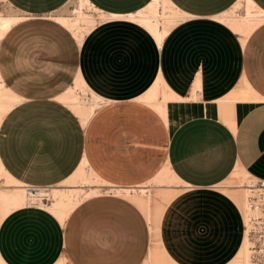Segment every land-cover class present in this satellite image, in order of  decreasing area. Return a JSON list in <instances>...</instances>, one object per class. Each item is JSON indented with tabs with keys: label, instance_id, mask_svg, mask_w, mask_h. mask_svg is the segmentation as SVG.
<instances>
[{
	"label": "crops",
	"instance_id": "0c3cea01",
	"mask_svg": "<svg viewBox=\"0 0 264 264\" xmlns=\"http://www.w3.org/2000/svg\"><path fill=\"white\" fill-rule=\"evenodd\" d=\"M5 1L26 17L0 42V80L20 98L0 122L5 172L22 185L60 187L85 160L108 188L153 184L165 167L181 183L159 222V254L140 207L101 194L82 199L64 221L41 207L7 215L3 262L231 264L245 219L231 190L219 187L238 168L264 180V15L242 38L219 21L239 0H169L187 17L159 45L127 18L153 0H89L108 18L79 43L47 19L71 0ZM252 1L264 13V0ZM47 64L74 66L47 73ZM79 75L103 101L85 123L58 100ZM158 78L172 96L162 119L142 99Z\"/></svg>",
	"mask_w": 264,
	"mask_h": 264
},
{
	"label": "bare ground",
	"instance_id": "6f19581e",
	"mask_svg": "<svg viewBox=\"0 0 264 264\" xmlns=\"http://www.w3.org/2000/svg\"><path fill=\"white\" fill-rule=\"evenodd\" d=\"M78 8L74 10V17L67 16H57L54 19L62 24L64 27L72 33L76 40L81 43L83 37L88 33L97 23L98 15L99 20H105L108 18L107 15L101 13L97 8H95L89 0H77ZM242 7L244 6V14L238 12L240 3ZM96 13H90V12ZM264 13L257 8L255 3L252 0H239L233 8L225 13L222 17L219 18V21H223L229 27H231L235 32L240 34L242 38H246L250 32L258 26L262 19ZM72 16V15H71ZM184 14L180 12L169 0H153L143 11L135 15H130L127 18L139 23L144 28H146L157 44L161 45L164 37L169 32L171 25L175 24L177 21L184 18ZM220 16V15H218ZM120 18L123 16H119ZM116 16H110L111 19L119 18ZM187 17V16H185ZM26 17L23 15H2L0 12V42L5 36V34L14 26L16 23L23 21ZM53 19V18H52ZM81 76L79 75L76 79L75 85L71 87L68 91L58 97V100L66 104L71 108L79 117L81 118L82 123H85L94 113V109L102 101L95 93H93L84 83ZM80 90L83 94H86L88 91L92 94L93 100L90 104H85L81 101V98L77 91ZM171 91L166 86V84L158 78L151 89L144 97L143 101L154 105L158 99V95L161 94L162 102L156 103V109L161 116L165 114V105L167 101L172 97L170 95ZM89 94V93H88ZM245 97H248V94H245ZM20 98L13 94L11 91L7 90L0 80V122L3 116L18 102ZM86 165L87 162L83 160L76 172L72 177L66 182H73L81 180L86 186L90 184V178L86 176ZM239 169V168H238ZM236 169L233 173V178L240 180L241 177L248 176L244 171H239ZM91 178L94 177L96 180H99L103 183L101 186L89 185V191L86 192V197H91L92 193L98 192L100 187H105L104 182L99 179V177L93 172L90 171ZM4 176L6 178V187L3 188L0 185V222L10 213L15 210L21 209L27 204V197L20 184L17 180L12 178L7 174L0 164V178ZM248 178V177H247ZM65 183V182H63ZM153 183L161 186L160 197L164 200V204H167L173 196L176 194V189L172 187L171 183H181L180 180L174 175V173L167 167L164 168L155 178H153ZM240 185L234 186H220L219 188H236L234 190H229L227 193L234 200V202L239 207V210L244 215L245 219V236L241 249L239 250L235 260L231 264H242L240 261H243V264H251V213L246 205V202L243 201L242 197L245 195V187L242 183ZM168 186H162L166 185ZM223 184V183H222ZM245 185V184H244ZM59 186V185H58ZM79 186V185H78ZM82 186V187H84ZM80 187V186H79ZM149 186H140L138 188H111L116 192L128 193L129 195L133 192H147ZM152 187V186H151ZM53 187L50 191V196L52 203L50 205H43L51 213L56 215L61 221H64L69 213L76 207L79 203L73 197H75V191H81L82 189H61ZM147 189V190H146ZM53 197V198H52ZM131 200L139 204L140 209L146 215L149 222H151L152 232H153V255L160 253V248L158 245L157 237H159V222L164 212L165 206L161 203H154L150 199H144L134 195H130ZM73 198V199H72ZM68 206V207H67ZM72 209V210H71ZM69 210H71L69 212ZM68 214V215H67ZM0 264H5L0 258Z\"/></svg>",
	"mask_w": 264,
	"mask_h": 264
},
{
	"label": "rangeland",
	"instance_id": "374dc122",
	"mask_svg": "<svg viewBox=\"0 0 264 264\" xmlns=\"http://www.w3.org/2000/svg\"><path fill=\"white\" fill-rule=\"evenodd\" d=\"M242 2L240 3V7H239V10H238V12L240 13V14H244V12H245V8H244V6L242 7ZM76 8H78V1L77 0H71V1H69V3H67V5H65V7L64 8H62L61 10H59V11H57V12H55V13H53V14H51V15H48L47 16V19H49L50 21H52V22H54V23H59L58 21H56L54 18L55 17H57V16H67V17H74L73 15H74V10L76 9ZM74 9V10H73ZM0 12H1V14L2 15H15V14H17V11H15L5 0H0ZM90 13H93V14H95L96 15V13H94V12H90ZM72 15V16H71ZM96 18H97V22L99 21V18H98V15H96L95 16ZM53 18V19H52ZM60 24V23H59ZM66 28V27H65ZM66 29H68V28H66ZM70 33V32H69ZM73 66L74 65H69V64H66V65H56V64H47L46 65V72L48 73L49 71H51V72H54V71H58L59 69H64V70H66V71H69L70 69H72L73 70ZM59 68V69H58ZM77 93L79 94V96H80V98H81V101L83 102V103H85V104H90L91 102H92V100H93V97H92V94L88 91L86 94H83L82 92H80V90H78L77 91ZM89 93V94H88ZM193 100H195V97H193V99H192V101ZM157 101L158 102H156V103H160V102H162V96H159L158 95V99H157ZM103 103V101H100L99 102V104L101 105ZM156 103L153 105V109H155L156 111H157V109H156ZM174 104V103H173ZM173 104H167V107H166V109H167V115H169L170 114V112H172L173 111ZM99 105V106H100ZM178 108V107H177ZM158 112V111H157ZM158 116H159V118L160 117H162L160 114H159V112H158ZM160 119H162V118H160ZM167 135H168V130L165 132V136L167 137ZM161 146H163L162 145V143H161ZM161 151H162V149H161ZM161 151L159 152V153H161ZM86 176L88 177V178H90L91 180V182H90V184H86V186H84L85 184L83 183V182H81V180H77V181H75V183H73V182H65V183H63L60 187H62L61 189H65V190H69L70 188L71 189H82L81 191H75L74 192V194H75V197H73L77 202L79 201H81L82 199H86V198H91V197H96V196H98V195H103V194H106V195H116V196H120V197H124V198H126V199H128V200H130V201H132L131 200V197H130V195H136V196H138V197H141V198H144V199H150L151 198V200H152V202H154V203H162L164 206H165V202H164V200L160 197V192H161V186H159V185H156L155 183H150V184H148V185H146V186H149L147 189H148V191L147 192H133V193H131L130 195L128 194V193H122V192H116V191H114V190H112V189H110V188H108V187H100V189H99V191L97 192H95V193H92V196L91 197H86L85 198V195H86V192H88L89 191V185H94V186H101L103 183H101L99 180H96L94 177H92L91 178V174H90V172H88V170H86ZM248 177V178H247ZM252 180V178H250L249 176H246L245 175V177L243 176V177H241L240 178V180L239 179H237L236 178V180L235 181H233V182H229L228 183V185H231V186H234V185H240V183L239 182H241L242 183V185L243 186H246L250 181ZM172 184V186H176L177 185V183H171ZM245 184V185H244ZM1 185V184H0ZM80 187H79V186ZM104 185H105V183H104ZM2 186V185H1ZM82 186H84V187H82ZM152 186V187H151ZM162 186H168V184H166V185H162ZM3 187V186H2ZM60 187H56V188H60ZM51 189H53V188H51ZM146 189V190H147ZM234 189H236V188H234V187H232V188H223V190H234ZM51 191V190H50ZM51 196H53V195H51ZM51 196H50V201H49V203L48 204H46V206L47 205H50V203H52V199H51ZM245 197H246V192H245V195H243V197H242V199H243V201L245 202L246 200H245ZM53 198V197H52ZM72 198V199H73ZM133 202V201H132ZM138 206H139V204L137 203V202H135ZM26 206H28V202H27V204H26ZM38 207H41V208H44V209H46V207H44V206H42L41 204L40 205H38ZM68 207V206H67ZM72 210V209H71ZM71 210H69V212L71 211ZM68 215V214H67ZM243 215V214H242ZM243 218H244V215H243ZM250 238H251V242H252V248H251V250H252V254H251V264H264V260L262 259V257L260 256V252H259V250L262 248V246H261V244H262V242H259V241H257V239L256 238H254V237H251L250 236ZM254 251V252H253ZM255 251H257V252H255ZM158 262H160V259L158 260ZM242 264H243V261L241 260L240 261Z\"/></svg>",
	"mask_w": 264,
	"mask_h": 264
},
{
	"label": "built area",
	"instance_id": "2783aa9c",
	"mask_svg": "<svg viewBox=\"0 0 264 264\" xmlns=\"http://www.w3.org/2000/svg\"><path fill=\"white\" fill-rule=\"evenodd\" d=\"M243 187H245L246 190L245 202L251 213V237L262 242V248L259 252L264 260V180L252 178V180ZM22 188L27 197L28 206L38 207L40 204L46 205L49 203L51 187L23 185Z\"/></svg>",
	"mask_w": 264,
	"mask_h": 264
}]
</instances>
